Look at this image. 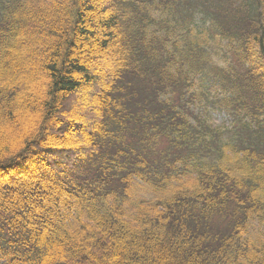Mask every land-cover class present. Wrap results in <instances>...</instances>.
Returning a JSON list of instances; mask_svg holds the SVG:
<instances>
[{"label":"trees","instance_id":"trees-1","mask_svg":"<svg viewBox=\"0 0 264 264\" xmlns=\"http://www.w3.org/2000/svg\"><path fill=\"white\" fill-rule=\"evenodd\" d=\"M252 221L264 0H0V264H264Z\"/></svg>","mask_w":264,"mask_h":264},{"label":"rangeland","instance_id":"rangeland-1","mask_svg":"<svg viewBox=\"0 0 264 264\" xmlns=\"http://www.w3.org/2000/svg\"><path fill=\"white\" fill-rule=\"evenodd\" d=\"M229 117L224 115V114H220V113H210L209 118H208V122L213 125V126H225L228 127L229 126ZM264 226L261 223H258L257 221H252L249 225V233L251 232L253 234V236H255L257 233V230H259L260 228H263Z\"/></svg>","mask_w":264,"mask_h":264}]
</instances>
